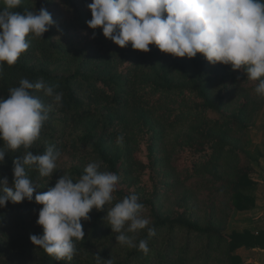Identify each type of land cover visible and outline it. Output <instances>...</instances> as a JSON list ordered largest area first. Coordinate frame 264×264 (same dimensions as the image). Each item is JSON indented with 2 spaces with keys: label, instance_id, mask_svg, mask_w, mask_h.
Instances as JSON below:
<instances>
[{
  "label": "trees",
  "instance_id": "trees-1",
  "mask_svg": "<svg viewBox=\"0 0 264 264\" xmlns=\"http://www.w3.org/2000/svg\"><path fill=\"white\" fill-rule=\"evenodd\" d=\"M91 2L22 0L16 9H12L23 13L25 9L35 12L45 8L54 23L42 38L27 37L29 48L15 65L3 66L0 98H7L9 89L18 87L20 80L25 78L33 83L43 81L53 87L54 94L47 96L42 90H32V94L48 109V120L39 139L29 149L6 150L5 160L0 163V188L4 178H7L8 186H12L13 160L17 157L23 159L29 151L33 155H43L50 146L61 156L50 177H41L34 167L26 166V174L37 186L32 201L8 202L0 208V264H108V260L111 264H195L199 260H207L215 246L224 240L230 264H246L235 254L236 250L241 247L264 250V229L222 234L216 228L201 226L182 215H162L155 201L162 189L194 177L201 163L208 159L213 146L222 143L218 133L229 134L233 130L230 119L208 120L211 114L219 113L223 108L224 95L217 101L211 99L209 79L202 82V73L197 83L191 86L160 76L158 72L161 69L158 71L156 67L164 53L155 45L149 46L148 53L133 50L131 44L120 48L103 36L102 29H96L93 38V30L87 26L91 19L87 5ZM5 7L4 0H0V11ZM56 93L62 94L59 104L54 99ZM241 107L245 108V103ZM129 113L141 115L142 121L149 119L169 130L197 120L196 127L190 126L192 135L184 143H177L192 152V157L185 162L190 161L193 172L183 176L182 171L174 170L172 159L180 152L166 144L162 135L154 138L150 134V145L144 143L147 148L141 155L146 162L139 172L145 187L151 189L150 197L131 191L133 181L124 187L122 181L132 174V165L126 153L111 152L109 144L117 142L120 135L124 137L123 142H128L125 129ZM241 115L242 110L233 115L236 123L240 122ZM0 147H3L2 141ZM66 153L82 162H99L100 171L114 172L120 177V186L113 194L115 199L112 203L105 204L102 211L93 209L88 221L81 220L85 235L83 240L74 241L76 252L71 261L56 260L30 241V235L43 234L42 227L37 224L42 208L35 202L37 192L48 191L65 174L74 182L84 174L85 168L80 165L60 166ZM125 164L128 169L122 170ZM159 168L165 172L160 174ZM237 177L232 201L234 207L241 211L246 210L247 204H255V199L248 194L256 183L244 172L238 173ZM161 180L165 183L161 184ZM133 192L145 206L143 215L150 220L148 227L155 229V235L149 237L147 228L128 233L135 237L137 243L136 248H129L116 241L118 233L112 232L105 217L115 203ZM142 239L147 240V254L138 248Z\"/></svg>",
  "mask_w": 264,
  "mask_h": 264
},
{
  "label": "clouds",
  "instance_id": "clouds-1",
  "mask_svg": "<svg viewBox=\"0 0 264 264\" xmlns=\"http://www.w3.org/2000/svg\"><path fill=\"white\" fill-rule=\"evenodd\" d=\"M21 2L4 0L6 7L0 11V73L5 64L15 65L28 50L29 35L42 38L54 23L45 8L12 11ZM87 8L91 12L87 26L93 30V38L95 30L102 29L103 36L120 48L131 44L133 50L148 53L149 46L155 45L161 53L188 59L201 54L211 65L243 70L248 80L258 81L255 93L264 96V0H92ZM32 90L54 94L53 87L43 81L33 83L25 78L9 89L7 98H0V163L6 150L29 149L48 120V109ZM54 99L59 104L62 94L56 93ZM123 140V135L118 136L117 144ZM60 156L50 146L43 155L29 151L23 159L13 160V184L8 186L7 178L2 181L0 208L8 202L32 201L37 186L26 174V166L34 167L41 177H50ZM100 168L99 162H91L75 182L65 174L48 191L37 192L35 202L42 205L37 224L43 234L30 235L34 246L56 260H72L74 241L85 235L81 220L88 221L93 209L102 211L115 199L120 177ZM144 207L133 192L107 211L105 219L112 232L118 233L115 239L121 245L137 247L135 237L128 233L147 228L149 237L155 235L143 215ZM138 248L147 254V240H140Z\"/></svg>",
  "mask_w": 264,
  "mask_h": 264
},
{
  "label": "rangeland",
  "instance_id": "rangeland-1",
  "mask_svg": "<svg viewBox=\"0 0 264 264\" xmlns=\"http://www.w3.org/2000/svg\"><path fill=\"white\" fill-rule=\"evenodd\" d=\"M208 63L201 54H197L192 59L187 57L176 58L164 54L156 69L158 71L161 69L158 72L160 76H165L173 82L186 86L197 83L198 77L202 73V82L209 79L208 89L211 99L217 101L219 97L223 95L225 97L222 101L223 108L219 113L211 114L208 120L230 119L233 130L229 134L226 132L218 133L222 143L213 146L208 159L201 163L194 177L186 181L179 180L174 186L162 189L155 201L162 215L173 213L182 215L201 226L209 225L216 228L222 234L242 231V227L244 230L256 232L257 230L252 225V219L255 216V204H247L246 210L240 211L234 207L232 197L236 189L238 173H247L249 179L256 183L254 181L255 163L253 160L259 151V140L264 136L262 131L258 129L264 122V96L255 93L254 89L258 81L248 80L243 70L234 72L230 65H207ZM244 103L245 108L241 107ZM241 110L240 122L236 123L233 115L238 114ZM126 124L125 132L128 142L124 141L119 145L117 142L109 144L111 152L126 153L129 164L132 165V174L125 181H122L124 187L133 181L131 191H138L140 195L150 197L151 189L145 187L143 178H139L141 167L146 162L141 158V155L147 148L144 143L150 145L148 142V135L150 134L154 138L159 134L162 135L165 137L166 144L178 149L180 153L175 154L172 159L174 170L182 171L183 176L193 172L190 161L185 162L188 157H192V152L188 147H180L177 143H184L192 135L190 126L196 127L198 125L197 120L182 128L169 130L158 123L154 124L149 119L142 121L141 115L129 113ZM155 143L154 141L153 145ZM88 164L86 160L82 162L78 158H72L69 153H66L60 162L62 167L80 165L86 168ZM187 167L189 168L184 170ZM124 169H128L126 164L122 170ZM159 171L160 174L165 172L163 168H159ZM160 183L164 184L165 181L161 180ZM118 186H120L119 183ZM248 195L254 198L256 202L258 197L256 187ZM195 248L198 249L197 246ZM251 253V249L244 247L238 248L235 252L243 263L255 264L251 261V257H253ZM195 264H230L226 240L215 246L214 252L207 260H199Z\"/></svg>",
  "mask_w": 264,
  "mask_h": 264
},
{
  "label": "crops",
  "instance_id": "crops-1",
  "mask_svg": "<svg viewBox=\"0 0 264 264\" xmlns=\"http://www.w3.org/2000/svg\"><path fill=\"white\" fill-rule=\"evenodd\" d=\"M264 135V122L258 127ZM258 143L257 154L254 158V181L256 182V193L258 197L255 202V216L252 219V225L254 229L261 230L264 229V136L260 138ZM250 228V227H248ZM244 230V227H242ZM251 261L255 264H264V250L260 249H251Z\"/></svg>",
  "mask_w": 264,
  "mask_h": 264
}]
</instances>
